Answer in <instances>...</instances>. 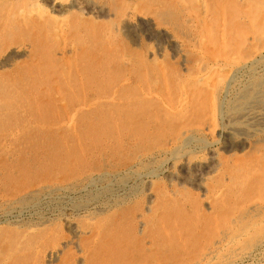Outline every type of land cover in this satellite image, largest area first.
<instances>
[{"label": "rangeland", "instance_id": "374dc122", "mask_svg": "<svg viewBox=\"0 0 264 264\" xmlns=\"http://www.w3.org/2000/svg\"><path fill=\"white\" fill-rule=\"evenodd\" d=\"M28 2L32 3L0 0V185L17 175L31 179L48 174L54 187L39 190V194L17 203L0 196V212L25 207L43 211L47 207L54 214L45 227L29 237L20 232L22 228L16 229L24 240L15 252L20 259L16 257L19 260L15 261L187 264L182 263V256L185 261L194 258V246L198 253L206 239L203 231L214 214V191L226 188L224 199L230 197L236 202L239 189L245 190L246 186L240 170L254 165L260 170L264 161V140L254 138L250 145L240 144L218 134L215 139L220 148L217 146L215 153L202 148L189 157L191 166L165 163L170 156L186 158L191 146L204 147L211 141L206 135L193 133L187 148L184 139L178 138L184 127L183 117L194 122L192 129L201 125L192 116V105L180 110L173 104H177L174 89L190 83L198 64L206 60L198 41L203 35V22L195 4L190 0H33L39 2L35 8L39 11L20 15L17 7ZM221 2L224 7L233 4L241 14L234 21L236 17L230 19L226 12L225 30L237 25L245 34L241 24L246 23L240 22L245 4L242 0ZM253 11L254 44L261 47L264 0H254ZM58 22L62 29L56 33L54 26ZM167 110L172 113L167 114ZM243 128L241 131H245L240 133L246 132ZM261 128L260 131L264 129ZM256 135L261 138L263 134ZM158 152L165 155L158 156ZM133 163L137 171L134 168L130 172ZM158 167L164 170L162 174ZM117 170L124 174L108 176ZM133 173L152 175L140 177L139 181ZM200 177L204 180L198 187ZM236 180L238 186L229 192ZM78 186L86 188L77 195L73 190ZM64 192L71 196L64 198L61 215L53 208ZM44 194L51 197V202L38 204L37 199ZM254 201L253 213H243L232 227L233 231L246 232L233 247L237 251L255 247L264 239V194H254ZM94 203L101 208L99 211L84 212ZM67 221L73 223L76 234ZM56 246H60V253L48 261L45 255ZM230 248L214 256V261L222 259Z\"/></svg>", "mask_w": 264, "mask_h": 264}, {"label": "bare ground", "instance_id": "6f19581e", "mask_svg": "<svg viewBox=\"0 0 264 264\" xmlns=\"http://www.w3.org/2000/svg\"><path fill=\"white\" fill-rule=\"evenodd\" d=\"M30 1H32V3L28 2L29 4H26L27 3L26 2L23 4L24 6L19 5V7H17V8H20L18 11L20 15L23 12H25L24 15H32L34 12H36L37 9L35 10V8L40 5V4H38L39 2L35 3V2H33V0H30ZM54 1H57V0H53V2ZM190 2L191 3L193 2L195 4V7L198 9L197 10L198 18L201 19L203 22V29L200 26L202 29L201 32L203 33V35L201 36V38H199L200 40H198V41H199V44H202V46H203L206 60H205V62L203 61V63H201L200 65L198 64L197 73L194 75V77L190 83L189 82L182 83L174 89V93H176V97H177V104H176V102H174L173 104H175L176 106H179L178 109H180V110H186L188 108L187 104H189V107H191V105H192L191 108H193L195 110L194 114L192 116L198 121L197 124H199L201 126L199 128L196 127V128L192 129L190 125L194 126L193 125L194 122H191V120H189V122H187L186 118L184 119V117H183L182 122H184V123H182V124L184 125V127H183V130H181L178 133V135H179L178 138H180L179 140L184 139L183 141H185V143H183V144H185V146L187 145L189 138H192L191 136L193 135V133L206 135L208 137V139H209V137L211 138V141L208 144H206L204 147L203 146L202 147H196V146L192 147L190 145L191 146V148L189 149L190 152H189V154L187 153L189 156L186 154L187 155L186 158L182 157V158L178 159L175 156H170L168 159H166V161L164 160L166 164H167V162L171 161L173 166H178V167L191 166L192 160H190L189 157L193 156V154L195 152L196 153L201 152L202 148H205L206 151L209 152L210 154L215 153V148L219 145L218 141L215 139V137L218 134L224 135L225 137H230L231 139L236 140V142H238L240 144L250 145L251 143H254V138H256L257 141L264 140V129L262 131H260V129H259V127L264 128V79H263V76H264V46L257 47L258 45L254 44V37H255L253 35L254 34V27H253L254 26V21H253L254 0H242V2L245 4V12H243V15L241 16L242 20L241 19H239V20H241L240 21L241 23L242 22L246 23L245 25L241 24L243 27L245 26V28H246L245 34L238 28L239 26L236 28L237 25L235 26V28H234V26H232L230 30H227V31L225 30L224 18H225V15H227L226 12L229 13L228 18L232 19V18L236 17L234 19V21L237 20L238 15H241L238 12L237 8L233 4H230L231 7H228L229 4L227 7L226 6L224 7L222 5L221 0H190ZM75 7H78V6H75ZM17 8H16V10H17ZM42 8L43 7H41V9ZM89 9H91V7ZM20 10H24V11H20ZM81 10H82V7L80 8L79 11H81ZM37 11H39V10H37ZM15 13H17V12H15ZM17 16H19V15L17 14ZM36 16L38 17L39 20H43V19H41L40 14H37ZM208 16H209V18H211V20H209ZM207 20L209 21L208 25H206ZM233 22H231V23H233ZM61 24L62 23H60V22L55 24L54 31L56 33L60 32V30L62 29ZM213 34H215V35L213 36ZM244 42L245 43L247 42V44L244 46H241V44ZM35 74H34V76H35ZM39 75H40V73H39ZM256 76L260 77L261 80L258 78L259 80L255 81ZM42 77H40V78H42ZM22 80H23V78H22ZM32 81H33V83L38 82L36 79H32ZM39 85H41V84H39ZM56 87L57 86H55V88ZM170 91H172V90H169V92ZM154 100H156V98ZM162 102H163V100H162ZM158 105H160V104H158ZM161 105H163V103ZM158 111H160V110L158 109ZM170 113H172V111L167 110V114H170ZM193 117H192V119H193ZM190 122L192 124H190ZM243 127L246 128V132L240 133V131L242 130ZM243 131H245V130H243ZM243 131H241V132H243ZM258 132L263 134L261 136V138H258V135H256V133H258ZM188 144H191V143H188ZM188 146H186V147L188 148ZM221 149H222V151H224V150L227 151V149H225L224 147H221ZM156 151H158V150H156ZM161 155L164 156L165 154L164 153L158 154V156H161ZM263 155H264V152H263ZM252 160H254V159H252ZM250 162H253V161H250ZM75 163H74V165H76ZM246 163H249V161ZM55 164L56 163H54V165ZM47 165L50 166V164H47ZM136 165L137 164L133 163L132 165L129 166V168L131 170L127 169V171L130 170V172H132V170L137 167ZM71 166L73 168V165H71ZM260 166H261L260 170L257 168L256 165H254V167H250V168L248 166H246L240 170L243 173L242 177H245L246 186H245V190L242 187H241V189H239L240 195L238 197L234 198L236 202H234V200H232V198H230V197H229V199H231L233 201L232 203H230L229 202L230 200L227 199L226 197L224 199V194L226 192L225 191L226 188H223L222 190H215V191L213 190L214 193L213 192L212 193H213V196H214L216 202H214V207H213L214 214L206 222L205 228H204L205 231H203L205 233L206 239H204V243L200 244L202 246L199 247L198 253L196 252V247L194 246V251H195V254L193 256L194 258H191V259H188L185 261V257L182 256L183 257L182 263L186 262L187 264H264V239L259 244H257L255 247L253 245L249 249L237 251L236 248H233V247L237 243L242 241V239L246 235V232H243L245 229L243 231H240V232L232 230V227L239 222V218L243 213L248 214V215H251L253 213L254 202H255L254 201V194H257V193L262 194V195L264 194V161L261 162ZM237 167H239V166H237ZM237 167H235V169ZM160 168L158 167V170H159V173L162 174L164 170L162 169V167H160ZM48 170H46V171H48ZM134 170L137 171V168ZM134 170H133V172H134ZM61 171H63V170H61ZM165 171H166V169H165ZM229 171H227V172H229ZM240 171H238V169H237V172H240ZM255 171H257L258 174H256ZM113 172L114 171L109 172L108 176L111 178L116 177V176L122 174L123 170H117L116 173L115 172L113 173ZM225 172H226V170H225ZM49 173H51V172H49ZM249 173H250V175H249ZM24 174H25V172L23 173V175ZM27 174H25V175H27ZM28 175H30V174H28ZM41 175H43V176H41V177H37V176L34 177L33 176V177H31V179H29L30 178L29 176H28L29 178L24 177V176L21 178L17 175V178L10 180L6 185H4L5 183L2 184L3 186L0 185L1 186L0 196H2L4 198V200L7 199L6 201H14L13 203H17V202L23 201L24 199L26 201L27 197H29L31 195L34 196V194H37L38 192H40L39 190L45 191V190H47L46 188H49V187L53 188L54 186L52 184H54V182L49 181L51 179L53 180L51 175H49V176H48V174H41ZM133 175L137 176V178L139 180L140 177L146 178L152 174L151 173H149V174L133 173ZM259 176H262L263 178H260ZM201 177L198 180V187H200L202 184L203 178L201 179ZM228 179H229V182H232L233 177L231 176ZM134 180H136V179H134ZM237 180H236V184H233L232 188H229V192H232L234 190L233 189L234 185L238 186L239 183L237 182ZM254 180H256L257 182H255ZM121 186H123V185H121ZM78 187H80V186H78ZM78 187L76 189L74 188V190H73V193H75V194L77 193V195H78V193L79 194L82 193L86 188L85 186H84L85 188L82 186L80 188H78ZM116 188H118V187H116ZM116 188H115L116 191H121L122 193L125 192V189H120V188L116 189ZM70 190H72V189H70ZM118 194H121V193H118ZM68 195H69V193L66 194L64 192V193L59 195V200L56 198V200H58V202H56V200H55L56 203H55V207L53 209L57 213H60L61 215H63L62 211H63V208L65 207V206H63V203L65 201L64 198H67ZM69 196H71V195H69ZM32 198H34V197H32ZM50 200H51V197H49V195L44 194L42 197L39 198V200L37 199V203L38 204H41V203L46 204ZM3 202H5V201H3ZM9 204L10 203H8L7 205L9 206ZM22 204H23V202H22ZM26 204L27 203H25V206H26ZM100 205H101V203H100ZM4 206H6V205H4ZM231 206H234V207H231ZM36 207H37V204H36ZM8 208H10V207H8ZM25 208L21 209V210H17V209L13 210L12 209L13 211L12 210H10V211L3 210L0 212V264H14V262L17 264V262L15 260H17L18 257L20 259V256L19 255L17 256L15 252L18 251L19 246H20V242L22 241V239L24 240V238H22L19 233L20 232H26L25 235L28 236V234H30V233L32 234V232H34L38 228L45 227L46 226L45 224H47L48 221L50 222L52 220V215L54 214V213L53 214L50 213L49 210L47 209V207L46 208L44 207L45 209L43 211H37V210H35L36 208L33 211L32 209L34 207L32 208V206H31L32 209H29L28 207H25ZM65 209H67V208H65ZM100 209L101 208H99V205L94 203L91 206L84 208L83 210H85L84 212L93 211V212H91L93 214L95 211H99ZM233 210H234V212H233ZM64 213H65V211H64ZM65 215H66V213H65ZM70 217H72V215ZM55 218H58V217H55ZM258 218H256V219H258ZM67 224L73 230V232L76 234L77 230L75 229V226L73 225V223L71 221H67ZM252 226H249V227H252ZM163 227H165V226H163ZM182 227L185 228L184 224ZM21 228L24 231L22 230V231L18 232L17 230H19ZM10 229H12V230H10ZM174 229H177V228L176 227L173 228V232H174ZM184 234H185V232H184ZM181 235H180V238H181ZM29 236H31V235H29ZM31 240H32V238H31ZM182 243H181V245H182ZM58 247L60 248V246H56L55 248H52L51 250L49 249V252L47 251L48 254L45 256L48 257V261H50V259H52L56 255L58 256V254L60 253L59 251L61 250ZM229 247H232V248H230L231 251L229 253L223 255L224 257L222 259H220L218 261H214V258H215L214 256H218L222 251L226 250ZM194 251H193V253H194ZM190 253H187L186 255H188ZM12 254H14V255H12ZM156 256H158V255H156ZM216 259H218V258H216ZM154 261H155V259H154ZM177 261H178V259H177ZM158 262L160 263V261H158ZM18 264H20V263H18Z\"/></svg>", "mask_w": 264, "mask_h": 264}]
</instances>
